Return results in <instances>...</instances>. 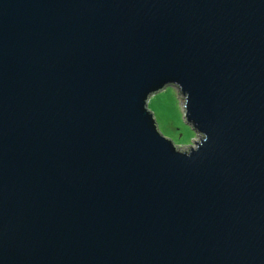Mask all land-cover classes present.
Here are the masks:
<instances>
[{"label": "water", "instance_id": "obj_1", "mask_svg": "<svg viewBox=\"0 0 264 264\" xmlns=\"http://www.w3.org/2000/svg\"><path fill=\"white\" fill-rule=\"evenodd\" d=\"M0 264H264V0H0Z\"/></svg>", "mask_w": 264, "mask_h": 264}, {"label": "rangeland", "instance_id": "obj_2", "mask_svg": "<svg viewBox=\"0 0 264 264\" xmlns=\"http://www.w3.org/2000/svg\"><path fill=\"white\" fill-rule=\"evenodd\" d=\"M150 104H154L157 111H153ZM149 110L155 116L160 133L177 147L187 150L198 141L199 136L185 120L184 97L178 88L169 86L152 96Z\"/></svg>", "mask_w": 264, "mask_h": 264}, {"label": "snow or ice", "instance_id": "obj_3", "mask_svg": "<svg viewBox=\"0 0 264 264\" xmlns=\"http://www.w3.org/2000/svg\"><path fill=\"white\" fill-rule=\"evenodd\" d=\"M169 91H170V90H169ZM162 95H163V94H162ZM150 107L152 108L153 111H157V108L155 107L154 104H150ZM181 127H183V126L181 125Z\"/></svg>", "mask_w": 264, "mask_h": 264}]
</instances>
